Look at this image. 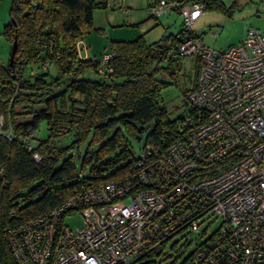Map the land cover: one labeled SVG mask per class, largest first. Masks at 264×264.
Wrapping results in <instances>:
<instances>
[{
	"label": "built area",
	"instance_id": "built-area-1",
	"mask_svg": "<svg viewBox=\"0 0 264 264\" xmlns=\"http://www.w3.org/2000/svg\"><path fill=\"white\" fill-rule=\"evenodd\" d=\"M205 2L147 5L150 17L180 16L168 57L195 65L194 86L163 153L145 146L123 179L89 183L61 206L7 229L17 264H133L162 254L177 236L184 243L180 264H264V33L248 29L239 44L213 49L193 30ZM73 48L87 57L81 39ZM113 56L101 57L99 73ZM37 140L32 133L27 148ZM75 215L81 222L69 227ZM202 226L209 234L192 240Z\"/></svg>",
	"mask_w": 264,
	"mask_h": 264
},
{
	"label": "trees",
	"instance_id": "trees-1",
	"mask_svg": "<svg viewBox=\"0 0 264 264\" xmlns=\"http://www.w3.org/2000/svg\"><path fill=\"white\" fill-rule=\"evenodd\" d=\"M205 6L224 10L220 0ZM105 7L100 0H11L3 35L10 46L16 39V50L12 65L0 63V264H17L7 229L61 206L89 183L120 180L135 169L139 155L125 135L156 155L172 139L180 116L161 103L168 84L158 77L174 75L170 66L178 59L168 51L177 35L111 42L114 56L99 73L100 59L79 58L73 46L94 30L93 13ZM41 122L46 138L28 149Z\"/></svg>",
	"mask_w": 264,
	"mask_h": 264
},
{
	"label": "rangeland",
	"instance_id": "rangeland-1",
	"mask_svg": "<svg viewBox=\"0 0 264 264\" xmlns=\"http://www.w3.org/2000/svg\"><path fill=\"white\" fill-rule=\"evenodd\" d=\"M100 1L108 3L109 6L98 11L100 14L96 16V22L102 23L104 27L92 30L84 36L83 40L88 49L87 59L99 60L104 54L110 53L111 42L133 41L142 34L145 35L147 42H152L168 35L175 36L180 31L181 18L176 13L156 18L150 17L147 13L148 0H122L125 11L118 7V0ZM220 2L223 4L224 10L207 8L193 27L195 33H205L204 41L208 46L215 50H224L242 42L248 29L264 33V0H220ZM10 4L11 0H0V63L4 65L8 63L10 55V43L3 35L4 27L10 22ZM107 15L108 20L106 19ZM148 22H151L153 27H149ZM213 30H218V36L215 39L210 36V32ZM170 67L171 72L174 73L173 77L163 73L158 78L168 84L161 93V103L171 117H176L183 113V96L193 86L195 65L192 58L186 57L173 61ZM49 70L54 73L52 67ZM26 119L28 120V118H19L18 120ZM46 134L45 123L41 122L37 130L38 139L44 140ZM125 137L134 157H137L144 141L139 143L126 135ZM67 142V139H63L60 143L66 144ZM84 149L85 145L81 148L80 153ZM76 164H79L77 159ZM80 222L78 215L66 220L69 227L79 225ZM202 230L203 226L196 234L192 235L191 239L200 236L205 238L209 233L202 235ZM183 244L179 236L174 237L165 243L162 254L139 259L133 264H178L180 258L175 260V253Z\"/></svg>",
	"mask_w": 264,
	"mask_h": 264
},
{
	"label": "crops",
	"instance_id": "crops-1",
	"mask_svg": "<svg viewBox=\"0 0 264 264\" xmlns=\"http://www.w3.org/2000/svg\"><path fill=\"white\" fill-rule=\"evenodd\" d=\"M119 2H118V4L120 3L121 5H122V0H118ZM108 4V3H107ZM121 9L123 10V11H125L124 9H123V5H122V7H121ZM101 11V10H96V11H94V13H93V28H94V30H99V29H101L102 27H104V25L102 24V23H100V22H96V16H97V14H100L99 12ZM131 14V13H130ZM0 17H1V15H0ZM106 19L108 20V15L106 16ZM112 19V18H111ZM151 22H148V24H149V27H153L152 26V23L150 24ZM147 24V23H146ZM145 24V26H147ZM153 29V28H152ZM144 37H145V35H144ZM146 38V37H145ZM163 38V37H162ZM162 38H160V39H155L154 41H152V42H155V41H159V40H162ZM81 40H82V42L84 43V37H82V38H80ZM163 42V41H162ZM150 43V42H149ZM84 45L86 46V44L84 43ZM86 49H87V46H86ZM88 50V49H87ZM86 55H87V51H86ZM87 58V57H86Z\"/></svg>",
	"mask_w": 264,
	"mask_h": 264
},
{
	"label": "water",
	"instance_id": "water-1",
	"mask_svg": "<svg viewBox=\"0 0 264 264\" xmlns=\"http://www.w3.org/2000/svg\"><path fill=\"white\" fill-rule=\"evenodd\" d=\"M15 50H16V39L13 40L10 46V55H9V60H8L9 65H12Z\"/></svg>",
	"mask_w": 264,
	"mask_h": 264
}]
</instances>
